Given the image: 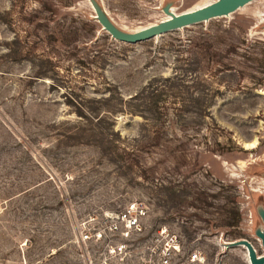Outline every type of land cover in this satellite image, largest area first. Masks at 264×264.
Here are the masks:
<instances>
[{
  "label": "rangeland",
  "instance_id": "obj_1",
  "mask_svg": "<svg viewBox=\"0 0 264 264\" xmlns=\"http://www.w3.org/2000/svg\"><path fill=\"white\" fill-rule=\"evenodd\" d=\"M211 1L0 0V264H88L82 223L131 201L147 206L138 244L173 238V264H250L241 239L264 254V1L138 43L103 25L132 32ZM175 72L206 80L182 88L177 123L172 96L136 107Z\"/></svg>",
  "mask_w": 264,
  "mask_h": 264
},
{
  "label": "built area",
  "instance_id": "obj_2",
  "mask_svg": "<svg viewBox=\"0 0 264 264\" xmlns=\"http://www.w3.org/2000/svg\"><path fill=\"white\" fill-rule=\"evenodd\" d=\"M147 206L142 201H131L117 211L94 212L82 223L80 241L89 247L88 264H173L172 255L179 251L173 238L171 245H161L156 236L153 244L140 246L137 237L143 233V217ZM163 227L157 231L162 237ZM140 248L147 257L137 256Z\"/></svg>",
  "mask_w": 264,
  "mask_h": 264
},
{
  "label": "water",
  "instance_id": "obj_3",
  "mask_svg": "<svg viewBox=\"0 0 264 264\" xmlns=\"http://www.w3.org/2000/svg\"><path fill=\"white\" fill-rule=\"evenodd\" d=\"M90 1L92 2L93 6L96 5L94 0ZM250 1L252 0H217L205 6L180 12L178 14L172 13L170 8H167L165 13L169 14V18L148 25L141 30L132 32H122L109 23H105L103 25L104 29L111 35L113 39L126 43H138L155 38L167 32L179 30L202 22H207L211 19L228 16V14L235 12L241 6L249 3ZM263 211L264 208L259 207L257 214L261 218L262 224L264 226ZM260 229L261 228L256 229V235L262 239V232ZM261 243L264 246V239L261 240ZM231 245H239L244 247L247 252L248 261L250 263L264 264V255L258 257L256 250L250 241L241 239L231 243Z\"/></svg>",
  "mask_w": 264,
  "mask_h": 264
},
{
  "label": "trees",
  "instance_id": "obj_4",
  "mask_svg": "<svg viewBox=\"0 0 264 264\" xmlns=\"http://www.w3.org/2000/svg\"><path fill=\"white\" fill-rule=\"evenodd\" d=\"M232 46L234 47V45ZM198 74L199 72L197 74H194L192 77L188 78V80L183 79V74L179 72H175V74L168 77H154L140 93L133 95L131 98L138 100L136 104L137 108H152L154 104H157V101L163 95L174 97L173 104L177 103L178 107L174 108L175 111L172 114V119L174 120L173 122L177 123L182 117L181 112L186 110L187 104V98L186 96H184V94H188V92L186 93V91H184L182 88L187 87L196 89L199 86L204 85L206 81L204 78H201V76H198ZM185 81H191L192 85L184 83ZM190 100L192 101V104H194L195 109L192 112L196 115H199L201 118H204L205 115H207V109L210 103H206L205 101L202 102V98L199 95H196V97L191 96ZM78 105L79 107H82L79 108L80 110L78 111V115L82 116L83 106L81 103H78ZM137 112L140 113V115H142L144 118H147L145 112H143L141 109H139ZM105 118L107 119L106 121H108V117L105 114H99L97 116L98 121L104 120Z\"/></svg>",
  "mask_w": 264,
  "mask_h": 264
},
{
  "label": "bare ground",
  "instance_id": "obj_5",
  "mask_svg": "<svg viewBox=\"0 0 264 264\" xmlns=\"http://www.w3.org/2000/svg\"><path fill=\"white\" fill-rule=\"evenodd\" d=\"M215 1H217V0H213V1L208 2V3H204L203 5H202V4L197 5V6L194 7L193 9L198 8V7L205 6V5L210 4V3H212V2H215ZM252 1H254V0H252ZM252 1H250V2H252ZM263 1H264V0H263ZM250 2H249V3H250ZM249 3H247V4H249ZM247 4H245V5H247ZM245 5L241 6L240 8L244 7ZM240 8H239V9H240ZM191 10H192V9H191ZM170 11H171L172 13L178 14V13H176L175 8H174L173 6L170 7ZM186 11H188V10H186ZM183 12H184V11H183ZM228 15H230V14H228ZM169 17H170L169 14L164 13V17H163L161 20L167 19V18H169ZM161 20H159V21H161ZM159 21H158V22H159ZM144 27H146V26H144ZM144 27L139 28V29L134 30V31L141 30V29H143ZM255 143H256V141L253 140L252 143L248 144L247 146H249V147H254V146H255ZM261 179L264 181V178H263V177H262ZM263 212H264V211H263ZM260 231L262 232V239H264V228H261ZM262 239L260 238V240H262ZM256 254H257V253H256ZM263 255H264V254H262V255H258V254H257L258 257L263 256ZM247 259H248V258H247ZM247 261H248V260H247ZM248 262H249V261H248ZM249 263H250V262H249ZM250 264H252V263H250Z\"/></svg>",
  "mask_w": 264,
  "mask_h": 264
}]
</instances>
